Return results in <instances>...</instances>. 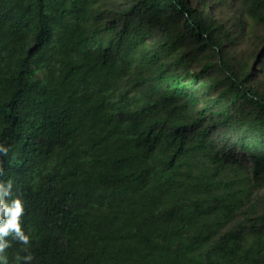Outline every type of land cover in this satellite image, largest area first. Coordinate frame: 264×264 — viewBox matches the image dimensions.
<instances>
[{
    "label": "trees",
    "instance_id": "obj_1",
    "mask_svg": "<svg viewBox=\"0 0 264 264\" xmlns=\"http://www.w3.org/2000/svg\"><path fill=\"white\" fill-rule=\"evenodd\" d=\"M0 143L32 264H264V0H0Z\"/></svg>",
    "mask_w": 264,
    "mask_h": 264
},
{
    "label": "clouds",
    "instance_id": "obj_2",
    "mask_svg": "<svg viewBox=\"0 0 264 264\" xmlns=\"http://www.w3.org/2000/svg\"><path fill=\"white\" fill-rule=\"evenodd\" d=\"M9 147L0 143V156H6ZM3 175V169H0ZM25 202L19 196H13V182L0 180V264H10L9 255L6 250L11 247L15 240L21 245L20 253L14 257L17 264H32L34 254L31 251L32 241L35 237L31 231L22 227V217L25 215Z\"/></svg>",
    "mask_w": 264,
    "mask_h": 264
}]
</instances>
